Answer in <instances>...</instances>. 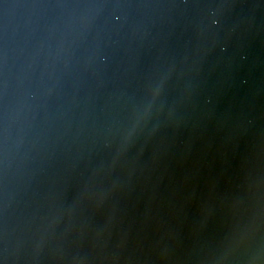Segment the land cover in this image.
<instances>
[{
	"label": "water",
	"instance_id": "1",
	"mask_svg": "<svg viewBox=\"0 0 264 264\" xmlns=\"http://www.w3.org/2000/svg\"><path fill=\"white\" fill-rule=\"evenodd\" d=\"M230 237L264 246V0H0V264Z\"/></svg>",
	"mask_w": 264,
	"mask_h": 264
},
{
	"label": "clouds",
	"instance_id": "2",
	"mask_svg": "<svg viewBox=\"0 0 264 264\" xmlns=\"http://www.w3.org/2000/svg\"><path fill=\"white\" fill-rule=\"evenodd\" d=\"M236 240L235 237H230L227 241V246L224 250V254L222 258L211 261L210 264H264V259H260L259 257L264 255V246L257 245V247L253 250L251 258L245 260H233L227 258L228 253L231 249L232 243Z\"/></svg>",
	"mask_w": 264,
	"mask_h": 264
}]
</instances>
